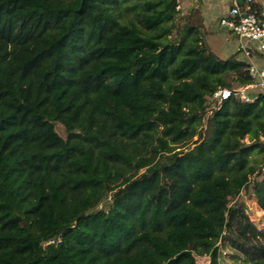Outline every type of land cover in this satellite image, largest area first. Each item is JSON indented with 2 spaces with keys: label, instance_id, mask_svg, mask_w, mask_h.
<instances>
[{
  "label": "trees",
  "instance_id": "1",
  "mask_svg": "<svg viewBox=\"0 0 264 264\" xmlns=\"http://www.w3.org/2000/svg\"><path fill=\"white\" fill-rule=\"evenodd\" d=\"M178 7L0 0V264H264V97Z\"/></svg>",
  "mask_w": 264,
  "mask_h": 264
},
{
  "label": "built area",
  "instance_id": "2",
  "mask_svg": "<svg viewBox=\"0 0 264 264\" xmlns=\"http://www.w3.org/2000/svg\"><path fill=\"white\" fill-rule=\"evenodd\" d=\"M190 1L199 5L198 0ZM219 24L237 38L236 56L249 63L253 82L233 89L218 90L212 98L220 105L232 96L244 103H253L259 96L264 97V0H232Z\"/></svg>",
  "mask_w": 264,
  "mask_h": 264
},
{
  "label": "rangeland",
  "instance_id": "3",
  "mask_svg": "<svg viewBox=\"0 0 264 264\" xmlns=\"http://www.w3.org/2000/svg\"><path fill=\"white\" fill-rule=\"evenodd\" d=\"M179 6H180V11L181 15L185 16L188 15L191 12V9L194 7L191 5L190 2L187 0H178ZM194 2V1H191ZM199 2V1H198ZM231 0H229L228 4L231 5ZM201 18L204 20V17L206 18V15L210 14H204L201 11ZM177 23H180L177 22ZM205 25V24H204ZM207 32L206 35V41L210 47V49L215 52L218 55H227V50L226 46L234 47L235 46V38L233 40V37H229L221 27L220 24L214 23L212 26H205ZM230 34V33H228ZM232 57V56H231ZM239 56H237V59ZM229 58V57H228ZM252 91H249L251 93ZM213 98H209V105L210 107L208 108L209 114L213 112V110L218 109L220 104ZM205 127L200 128V131L204 132ZM60 133L65 136L64 131L59 128ZM196 139V138H195ZM248 140V139H247ZM143 172V171H141ZM252 186L248 190H244L242 194L240 195L238 199L239 204H245L247 208V213L249 214L251 220L259 227V228H264V212L260 209L259 205L257 204L256 198L254 197L253 193L251 192ZM221 246V251H222V256L219 260L220 264H243L241 255L237 252H235L227 242V236H225L222 241L220 242ZM239 258V259H234ZM198 264H210V260L208 257H198L197 259Z\"/></svg>",
  "mask_w": 264,
  "mask_h": 264
},
{
  "label": "crops",
  "instance_id": "4",
  "mask_svg": "<svg viewBox=\"0 0 264 264\" xmlns=\"http://www.w3.org/2000/svg\"><path fill=\"white\" fill-rule=\"evenodd\" d=\"M188 2L191 3L192 6H201V11L204 14H210L206 15V18L204 17V24L205 26H212L214 23H218L221 16L229 9L230 5L228 4L229 0H198L199 5H196L195 2H191L190 0H187ZM232 1V0H231ZM225 31V30H224ZM229 37H233V40L235 36L232 34L226 33ZM235 46L230 47L226 46L227 50V55H219L220 57L227 59L228 57L230 58L231 56L236 55V50H237V45H238V40L235 38ZM261 57V56H260ZM262 65V63H260Z\"/></svg>",
  "mask_w": 264,
  "mask_h": 264
}]
</instances>
